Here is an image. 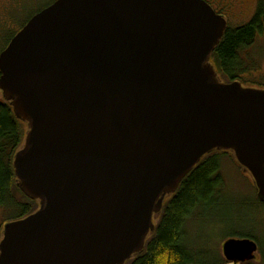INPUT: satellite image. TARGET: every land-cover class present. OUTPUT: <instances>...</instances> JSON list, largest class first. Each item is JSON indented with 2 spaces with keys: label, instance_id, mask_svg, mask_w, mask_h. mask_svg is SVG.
Listing matches in <instances>:
<instances>
[{
  "label": "water",
  "instance_id": "water-1",
  "mask_svg": "<svg viewBox=\"0 0 264 264\" xmlns=\"http://www.w3.org/2000/svg\"><path fill=\"white\" fill-rule=\"evenodd\" d=\"M225 29L202 0H56L27 21L0 53V92L27 126L13 170L38 209L3 225L0 264H126L213 151L264 205V89L217 79ZM221 248L226 264L257 253Z\"/></svg>",
  "mask_w": 264,
  "mask_h": 264
},
{
  "label": "trees",
  "instance_id": "trees-1",
  "mask_svg": "<svg viewBox=\"0 0 264 264\" xmlns=\"http://www.w3.org/2000/svg\"><path fill=\"white\" fill-rule=\"evenodd\" d=\"M262 20L264 15L258 14L243 26L227 28L214 48L211 58L215 62L216 71L228 83L239 82L240 76L249 72L250 67L253 68L248 65L247 59L242 58V53L253 45L255 38L264 31ZM26 22L25 20L21 26ZM16 33H9L10 38L6 44ZM253 88L264 89V85ZM21 125L26 124L14 116L10 104L0 97V211L5 220L4 224L21 220L38 208L37 201L31 200L19 190L13 170V158L23 145L25 135ZM229 153L213 151L201 159L181 180L176 191L165 200L155 230L148 237L144 249L126 264H226L223 256L213 251V240L197 243L190 239L188 234L189 226H193V220L201 211L223 206L226 187L220 174L221 159L223 154ZM16 194L20 195V200L16 198ZM252 199L255 205L264 207L257 197ZM253 226V230L226 234L223 238L255 241L264 260V233L260 239L254 234L256 228L262 231L264 229L260 225Z\"/></svg>",
  "mask_w": 264,
  "mask_h": 264
},
{
  "label": "rangeland",
  "instance_id": "rangeland-1",
  "mask_svg": "<svg viewBox=\"0 0 264 264\" xmlns=\"http://www.w3.org/2000/svg\"><path fill=\"white\" fill-rule=\"evenodd\" d=\"M51 1L53 0H0V53L7 46L6 42L10 38V34L20 31L23 27L21 24L25 20L28 21L30 17ZM254 2L255 0H237V7L240 9H233L232 11L225 9V12L222 13L228 21V27L237 28L247 24L250 21L249 11ZM212 5L214 6V4ZM217 7L221 8L222 6L218 5ZM242 58L247 59L246 62L253 68L250 67L249 72L240 76L239 83L247 88L263 86L264 32L258 35L253 45L242 53ZM209 63L213 66L217 79L221 83H227L226 79L216 71V65L212 58H210ZM0 97L2 98L1 93ZM21 129L22 132L26 133V125H21ZM220 174L224 178L226 187L223 206L210 211H201L193 220V226H189L188 236L197 243L213 240L211 243L213 251L222 255L221 247L226 241L223 236L226 234L248 232L254 229L253 225H260L264 229V207L254 204L252 197L256 199V193L252 177L240 169L232 153L223 154ZM16 198L20 200V195L16 194ZM4 222L0 211V240ZM154 224H157V220L154 221ZM262 233L264 230L255 229L254 234L258 239L262 237ZM262 240L264 244V236ZM261 253V251L256 253L252 264H264Z\"/></svg>",
  "mask_w": 264,
  "mask_h": 264
},
{
  "label": "flooded vegetation",
  "instance_id": "flooded-vegetation-1",
  "mask_svg": "<svg viewBox=\"0 0 264 264\" xmlns=\"http://www.w3.org/2000/svg\"><path fill=\"white\" fill-rule=\"evenodd\" d=\"M202 1L207 3L211 7V9L215 12L216 15L222 17L225 20L226 28H229L228 27V21L222 12H225L224 11L225 9L228 11H232L233 9H237V10L240 9V7H237V3H236L237 0H212V1L211 0H202ZM212 4H214L215 7ZM218 5H220L222 7L221 8L217 7ZM258 14H260L261 16L264 15V0H255L254 5L251 7V10L249 11V15H248V16H250L249 20H252ZM261 24H262V28L264 30V20H262Z\"/></svg>",
  "mask_w": 264,
  "mask_h": 264
}]
</instances>
